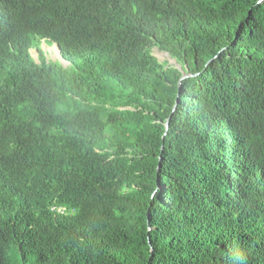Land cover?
I'll use <instances>...</instances> for the list:
<instances>
[{
	"label": "trees",
	"instance_id": "16d2710c",
	"mask_svg": "<svg viewBox=\"0 0 264 264\" xmlns=\"http://www.w3.org/2000/svg\"><path fill=\"white\" fill-rule=\"evenodd\" d=\"M0 264H264V0H0Z\"/></svg>",
	"mask_w": 264,
	"mask_h": 264
},
{
	"label": "rangeland",
	"instance_id": "374dc122",
	"mask_svg": "<svg viewBox=\"0 0 264 264\" xmlns=\"http://www.w3.org/2000/svg\"><path fill=\"white\" fill-rule=\"evenodd\" d=\"M39 43H40V45H39ZM48 44H49V42H46V40L41 41V42H39L36 39L33 40V45H34L35 49H32L30 51V53H31V56L33 57V59L35 61L38 62V58H39L41 52L43 53V55H44V57L46 58L47 61L58 62V61L62 60L60 51L58 49V46L56 44H53L51 46L48 45ZM57 49H58V51H57ZM152 55L154 57H156L159 60V62H161V63L168 61L169 64H171V65H175L176 64L174 62V60L169 56V54H167V53H165L163 51H160L157 48H154L152 50ZM65 66L68 67L69 63H65Z\"/></svg>",
	"mask_w": 264,
	"mask_h": 264
},
{
	"label": "water",
	"instance_id": "95a60500",
	"mask_svg": "<svg viewBox=\"0 0 264 264\" xmlns=\"http://www.w3.org/2000/svg\"><path fill=\"white\" fill-rule=\"evenodd\" d=\"M58 49H59V47H58ZM59 51H60V49H59ZM173 60H174V59H173ZM59 62L61 63V65H62L64 68H66L65 63H67V62H66L64 59L60 60ZM63 62H64V63H63ZM174 62H175V60H174ZM189 76H190V75L183 73V76H182V78H181V81H182L183 79L188 78ZM177 103H178V101H176L175 108H176V106H177ZM168 127H169V120H168V122L166 123V129H168ZM159 167H160V166H159Z\"/></svg>",
	"mask_w": 264,
	"mask_h": 264
},
{
	"label": "clouds",
	"instance_id": "9594fccd",
	"mask_svg": "<svg viewBox=\"0 0 264 264\" xmlns=\"http://www.w3.org/2000/svg\"><path fill=\"white\" fill-rule=\"evenodd\" d=\"M57 45V44H56ZM58 46V45H57ZM61 54V53H60ZM61 58H62V56H61ZM63 59V58H62ZM58 63H59V61H58ZM68 63V62H67Z\"/></svg>",
	"mask_w": 264,
	"mask_h": 264
},
{
	"label": "bare ground",
	"instance_id": "6f19581e",
	"mask_svg": "<svg viewBox=\"0 0 264 264\" xmlns=\"http://www.w3.org/2000/svg\"><path fill=\"white\" fill-rule=\"evenodd\" d=\"M54 51V50H53ZM57 51H58V49H57Z\"/></svg>",
	"mask_w": 264,
	"mask_h": 264
}]
</instances>
